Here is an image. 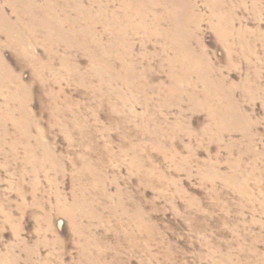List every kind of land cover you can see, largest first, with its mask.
I'll list each match as a JSON object with an SVG mask.
<instances>
[{"label": "rangeland", "instance_id": "obj_1", "mask_svg": "<svg viewBox=\"0 0 264 264\" xmlns=\"http://www.w3.org/2000/svg\"><path fill=\"white\" fill-rule=\"evenodd\" d=\"M0 264H264V0H0Z\"/></svg>", "mask_w": 264, "mask_h": 264}]
</instances>
